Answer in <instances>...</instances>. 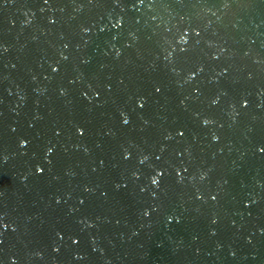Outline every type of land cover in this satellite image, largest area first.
I'll return each instance as SVG.
<instances>
[{
	"label": "water",
	"instance_id": "obj_1",
	"mask_svg": "<svg viewBox=\"0 0 264 264\" xmlns=\"http://www.w3.org/2000/svg\"><path fill=\"white\" fill-rule=\"evenodd\" d=\"M0 264H264V0H0Z\"/></svg>",
	"mask_w": 264,
	"mask_h": 264
}]
</instances>
